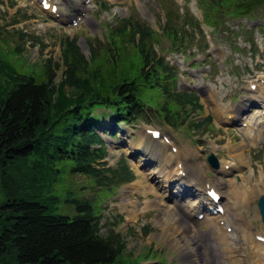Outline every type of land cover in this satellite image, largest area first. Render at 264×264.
Here are the masks:
<instances>
[{"label": "trees", "instance_id": "1", "mask_svg": "<svg viewBox=\"0 0 264 264\" xmlns=\"http://www.w3.org/2000/svg\"><path fill=\"white\" fill-rule=\"evenodd\" d=\"M231 1L201 0L210 26H223L226 14L248 15L242 10L245 1L226 8ZM165 14L161 31L172 43L170 51H185L193 33L203 42L199 22L189 11L180 15L182 24L173 11L166 9ZM156 36L146 21L129 17L107 29L102 52L88 45L89 57L77 39L66 36L58 81V65L52 67L50 59L32 72L9 59L20 52L14 46L0 52V264H135L127 260L125 241L115 231L121 216L110 222L100 213L102 205L95 207L71 189L64 200L74 213L55 211L65 172L85 175L92 187L107 193L134 177L123 158L115 167L100 160L107 150L94 128L108 114H93L97 106L111 111V130L117 122L137 120L150 110L174 128L185 123L192 129L212 126L211 116L195 118L202 105L194 93L178 90L177 70L156 51Z\"/></svg>", "mask_w": 264, "mask_h": 264}, {"label": "rangeland", "instance_id": "2", "mask_svg": "<svg viewBox=\"0 0 264 264\" xmlns=\"http://www.w3.org/2000/svg\"><path fill=\"white\" fill-rule=\"evenodd\" d=\"M53 1L59 3L60 17L66 19L67 16L77 13L75 10L77 3H84L86 0ZM88 1L85 6L90 11L85 13L86 19L80 21L77 26L66 27L64 24L57 23L50 14L41 11L38 7L28 5L29 3L26 0H0V52L3 54L9 46H14L20 52L11 53L9 59L16 67L27 71L31 70L32 72L41 70L44 63L50 59L52 67L55 64L58 65V67L54 68L55 80L58 81L63 69L61 59L63 38L68 36L69 38L77 39L81 52L89 57L90 51L88 45L91 44L97 51L102 52V47H105L104 45L107 42V29L117 27L120 20L130 17L133 20H144L151 25L157 33L154 45L155 49L159 54L165 55L168 61L174 62L176 60L177 62H181L183 55L188 58L186 62H191L194 57L201 59L203 63L199 62L198 66L205 76V81H209L211 85H214L215 98L223 109L229 104V96L234 94V90L240 91V88L236 90L235 86L239 82L245 81L247 72L254 74L262 71L264 73V56L259 54L258 46L255 45L254 48L257 52L251 59L247 49L242 48V41L237 43V34L240 36H250L248 29L255 27V23L250 24L245 19L231 20L235 23V32L230 35L231 37L228 40L220 41L218 44L219 51L223 55L222 57L218 58L215 51L211 52L209 49L206 53L201 52V49L197 47L202 40L198 33H193V42L188 41L190 44L188 46L192 45L191 49L185 53H180V51L168 53L170 50H173L172 43L161 31L166 20L165 10L173 11L176 18L178 17L180 24H182V17L180 15H183L188 9L191 16L198 20L203 32L209 31L211 30V26H209L204 16L200 4L201 0ZM102 1L112 4H110L107 10H104L97 6V3H101ZM243 1L246 4L242 5ZM260 1L232 0L229 3L226 2V8H238L241 4L242 10L243 7L247 9L244 11V14L252 12L261 13L264 10V2L260 4ZM231 12H235V10L229 13ZM178 26L179 23H176L177 28ZM185 29L189 30L191 26H186ZM262 33L264 40V32ZM251 37L254 39L253 34ZM249 39L251 40L250 37ZM234 40L236 41L234 44H237L238 48L242 49L241 53L231 50V46L228 47L227 43ZM250 46L249 44L248 47ZM203 59L205 60L203 61ZM248 65H253V70L247 69L246 66ZM188 82L189 78L188 76L186 78V74H184L179 79L178 84L182 89L189 90L190 86L187 85ZM190 84L192 85V83ZM232 99L235 100L236 95H233ZM202 103L204 107L197 112L195 118L201 119L211 115L214 124L210 127L206 124L200 129L189 128L187 123L178 124L174 128L169 124L163 123L159 118H155L154 112L150 110L151 116L131 120V123L126 125V129L130 132L134 131V135L127 134L128 138L126 135L121 136L119 133H116V137L112 138L107 135L109 125L112 122V116L100 117L99 124L94 129L100 132L107 142V152L105 157L100 160L105 163V167H115L118 159L124 155L125 164L133 171L135 178L130 182L119 185L113 192L107 193L103 189L97 190V188L92 187L87 182L88 178L85 175L65 172L61 178L62 180L59 181L63 183L64 187L61 192L57 191L61 200L59 209L55 212L68 215L74 213V209L67 206L70 203L64 200L66 198V189H71L75 190L80 197L83 196L90 199L95 207H99V205L101 207L102 205L103 209L100 213L104 215V218H108L110 222H114L118 219V216H121L123 220L119 222L115 231L119 232L125 241V256L130 255L127 257V260L133 261L135 264H200L199 259H190L184 253L183 247L186 241H188L189 245V242L193 238L198 239H196V242L200 244L201 255L204 256L205 263L207 264H214L211 263L212 260H215V258L212 259V254L219 251L217 249L221 251L219 244L215 247L217 241L221 243L226 242V244L237 247L242 245L241 253L238 252V255L242 254L239 257V264H264L263 243L255 240L253 237H247L248 233L246 231V225L255 224L257 232L260 234L264 233L257 209L258 197L264 195V135H259L255 140L250 142L246 138L250 134V131L240 132L236 127L225 126L213 104L207 102L205 99H202ZM153 107H158L157 99L153 101ZM101 110L103 109H97L96 112ZM142 122L146 124L150 122L158 123L162 127V135L165 134L174 139L173 144L179 148L178 159L182 162L187 176L190 175L187 166H190V164L195 166L196 162H199L203 168L202 170L224 192L228 189L227 182L233 181L231 190L235 202L231 212L236 213L235 216L247 221L238 220L241 223V226L238 228V235L240 236L239 245L236 242L237 240L235 241L231 238L234 235L233 233L227 234L225 231L219 230L223 227L216 222L219 225L218 228L214 224L215 220L210 224L207 220L197 221L193 219L190 211L192 212L194 207L191 204L188 205V202L184 199V202L182 201L179 196L181 193L173 194L180 198L174 200L173 203L175 202L178 206H184L186 211H182L171 204H169L168 211H159L157 207L158 204H161L160 201L164 199L168 204L167 193L162 187V184L166 182V177L162 172H166L168 176H171L176 159L170 163L169 157H166L167 148H164L166 146L148 144V140L143 137L142 131L139 130V123ZM124 139H127V142ZM136 146L142 148L141 151H151L149 156H142L143 154L140 152L133 155V152H135L133 147ZM209 153H213L218 158L219 164L230 163L232 168L223 169L222 172L215 171L206 161V156ZM183 156L185 157L183 158ZM234 156L236 159L232 158ZM145 161L149 163L148 166L145 165ZM143 163L145 166H143ZM97 167H102V165H98ZM12 168L13 173H16L15 167ZM16 169L19 170V167ZM152 170L153 172L158 171L160 174L162 173L164 182L159 176L160 174H157V172L151 173ZM137 183H141L140 187L144 186V191L137 188ZM246 184L247 186H255L253 197L239 198V192H241L242 187L246 186ZM187 195H194V193L190 192ZM189 197L187 196L190 200ZM227 200L228 197L226 196L225 203ZM178 217H181L186 222V225L183 226L184 229L182 228L181 231L173 228L175 225L180 224L177 221ZM103 222L104 219H102L101 224ZM234 222L236 223L237 221ZM102 232H105L103 228ZM224 236L228 238L226 237V240H224ZM220 251L216 255V258L220 261V264H228L225 263V256L223 257ZM247 254H250L251 257ZM226 256H228V252Z\"/></svg>", "mask_w": 264, "mask_h": 264}, {"label": "bare ground", "instance_id": "3", "mask_svg": "<svg viewBox=\"0 0 264 264\" xmlns=\"http://www.w3.org/2000/svg\"><path fill=\"white\" fill-rule=\"evenodd\" d=\"M264 117V116H263ZM165 142V141H164ZM242 155V154H241ZM243 156V155H242ZM235 157V156H234ZM240 158V157H239ZM175 168V167H174ZM176 170H175V174H179V172H178V169L177 168H175ZM163 174H164V176L166 177L165 178V180H166V182L167 181H171V180H173V178L172 177H170V176H168L167 175V173L166 172H162ZM190 183V185L193 187V189H194V191L196 192V195L194 194V195H186V196H183V195H179V194H177V195H179V196H183V198L185 199V201L186 202H188V205H190L191 204V206L192 207H194L193 208V211L191 212L190 211V213H191V216L193 215V213L195 212V211H197L198 210V206H199V204L201 203V201H202V197H200V194L198 193V191H199V189H197V188H194V184H193V182H189ZM255 186H253V185H248L247 186V184H246V186L244 185L243 187H242V189H241V192H239L240 194H239V198H247V197H251L252 195H253V193H254V191H255V188H254ZM264 187V186H263ZM237 193H238V191H237ZM236 193V194H237ZM178 196V197H179ZM187 196H190L189 198H190V200L187 198ZM192 196H195V197H193L192 198ZM237 197V196H236ZM253 197V196H252ZM182 198V199H183ZM238 198V199H239ZM180 199V198H179ZM185 202V203H186ZM188 217V216H187ZM212 217H208V218H206V219H204L203 221H206L207 220V222L208 223H210V224H212V221L210 220ZM221 220V219H220ZM220 220L219 221H217L218 222V224L219 225H221L220 224ZM177 221L178 222H180V224H178V225H175V227H173L174 229H179V231H181V229L183 228V226H185L186 225V222H184L183 220H182V218L181 217H178V219H177ZM169 222V221H168ZM224 223H227V226H231L232 228H231V232L230 233H233V234H235L237 237H238V235H237V232H238V228L241 226V223H238V222H231L230 220H228V219H226L225 221H224ZM168 226V225H167ZM222 226V225H221ZM248 228H249V225H246V231H247V233H248V235H247V237H249L250 238V235H251V233L250 232H248ZM184 229V228H183ZM178 231V232H179ZM225 233H227L228 234V232L227 231H225ZM229 233V234H230ZM256 235V234H255ZM225 238H224V240H226V237L227 236H224ZM249 238H248V240H249ZM197 238H193V240L191 241V242H189L190 244L188 245V241H186V243H185V245H184V247H183V249H184V253H185V255L187 256V257H189L190 259L191 258H197V259H199V263L200 264H207V263H205V260H204V256L203 255H201V248H200V244L199 243H197L196 241L198 240H196ZM195 240V241H194ZM220 240V239H219ZM220 245V247H221V251H220V249H217V250H219L220 251V253L222 252V254H223V256H225V260H229V258L226 256V254H227V252L228 253H232V255H231V260L230 261H228V262H230V264H234V263H236V264H239V257L241 256V254L240 255H238V252H239V250H237V248L235 247V248H232V246L229 248V244H226V242L225 243H221V242H219V241H217L216 243H215V247L217 246V245ZM186 245H188V246H186ZM193 245V246H192ZM230 249H231V251H230ZM239 249H241V246L239 247ZM219 251H217L215 254L213 253L212 254V259H214L215 258V260H212L211 261V263H214V264H220V261L216 258V255L218 254V252ZM248 255V254H247ZM250 255V254H249ZM217 260V261H216ZM226 263V262H225Z\"/></svg>", "mask_w": 264, "mask_h": 264}, {"label": "water", "instance_id": "4", "mask_svg": "<svg viewBox=\"0 0 264 264\" xmlns=\"http://www.w3.org/2000/svg\"><path fill=\"white\" fill-rule=\"evenodd\" d=\"M208 160L210 161V162H214V161H212V156H209L208 157ZM215 164V163H214ZM260 206H261V208H262V210H263V213H264V200H263V198H261L260 199ZM263 221H264V216H263Z\"/></svg>", "mask_w": 264, "mask_h": 264}]
</instances>
